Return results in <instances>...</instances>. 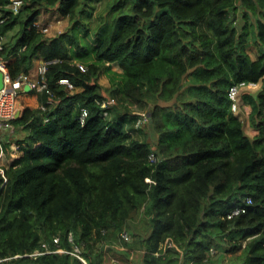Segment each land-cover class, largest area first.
Returning <instances> with one entry per match:
<instances>
[{
	"label": "trees",
	"instance_id": "1",
	"mask_svg": "<svg viewBox=\"0 0 264 264\" xmlns=\"http://www.w3.org/2000/svg\"><path fill=\"white\" fill-rule=\"evenodd\" d=\"M8 1L0 0L1 32L18 28L0 50V59L14 58L9 75L27 73L36 54L57 60L45 73L50 94L12 119L27 135L0 172V258L54 251L0 264H83L55 251L74 243L88 264H134L135 250L140 264H223L234 252L225 264H264V0H131L93 32L83 18L88 0H23L16 14ZM46 11L68 25L43 34L32 23ZM251 32L262 49L256 59L245 49ZM113 64L119 80L106 89L98 78ZM240 81L260 84L239 99L252 107L255 134L230 109L229 87ZM107 93L121 111L101 105ZM104 110L130 121L150 113L135 128L147 134L133 135ZM236 207L244 210L229 217ZM109 242L114 256L95 250Z\"/></svg>",
	"mask_w": 264,
	"mask_h": 264
},
{
	"label": "built area",
	"instance_id": "2",
	"mask_svg": "<svg viewBox=\"0 0 264 264\" xmlns=\"http://www.w3.org/2000/svg\"><path fill=\"white\" fill-rule=\"evenodd\" d=\"M23 5V0H9L7 3V7L14 13H19ZM5 21V16L0 11V50L3 49L5 39L4 34L1 32L2 24ZM32 25L36 26L43 34L50 35L51 34V22L47 21L44 24H39L37 20L33 21ZM57 59H51V60H44L41 64L37 67V77H32L28 72L27 73H20L16 77H11L9 75L8 69L6 67V60L0 59V71L3 73V87L0 89V156L4 155L3 150V142L7 141V134H10L13 131V125H12V119L17 117V102L18 98L21 92L26 91L25 87H28L29 90L35 91L37 93L45 92L47 94H50V90L48 88V84L45 78V73L48 69V65L52 62H55ZM79 68L82 71L86 70V66L84 64L78 63ZM58 83L65 85L70 92H74L76 90V86L67 78V77H60L58 80ZM257 83H251V82H245L240 81L237 83L232 84L229 87L228 90V96L230 99V109L233 112H238L240 109V92L242 89L245 88H252L256 86ZM48 103H52L51 98L47 100ZM115 103L114 98H109L106 100H103L101 102L102 106H107L108 104ZM44 108V106H42ZM88 114L87 109L83 108L78 116L80 124H84L85 118ZM138 117L134 121V128H138L141 123L147 119L148 115L147 112H138ZM102 115L104 117H110V113L108 110H104L102 112ZM15 148H17L19 145L16 143ZM148 159L150 162H155L158 160V157L156 154L151 151L148 155ZM0 172L3 175V167L0 165ZM246 201L250 203V199L247 198ZM244 209L242 207H236L234 208L231 213L229 214V217L235 214H238L239 212L243 211ZM120 236L124 240L129 238V233L127 230L123 229L120 231ZM59 237H55V241H58ZM69 240L74 243L73 235L69 234ZM45 244H43V247L45 248ZM54 250H48L45 248V250H34L32 252H26V253H18L11 256L0 258V262L2 261H9L11 259H19V258H36L37 256L44 254V253H50ZM55 251L59 252H67L71 255L77 257L81 260L83 264H88L84 257L81 254V248L78 244H73L72 250H67L64 248H59ZM213 252V251H212Z\"/></svg>",
	"mask_w": 264,
	"mask_h": 264
},
{
	"label": "crops",
	"instance_id": "3",
	"mask_svg": "<svg viewBox=\"0 0 264 264\" xmlns=\"http://www.w3.org/2000/svg\"><path fill=\"white\" fill-rule=\"evenodd\" d=\"M236 14H237L238 23L240 25L241 12L239 9L237 10ZM63 18H66V17L61 16L57 12L46 11V12H43L38 17V19H36V20L39 22L40 25L46 23L47 21L51 22V34L49 36H52V35H55L56 33H58L60 31L59 27L61 24H59V23L60 22L62 23ZM17 32H18V28H14V29L8 31L7 33H5L4 34L5 42L11 41L15 37ZM245 49H246L247 53L249 54L250 58H252V59H256L262 51L260 46H258L254 41L253 32H251L249 34V36L246 40ZM13 60H14V58H10V59H7L5 62L7 64L9 62H12ZM43 61H44V58L40 54H36L33 56L31 64L28 67V73L32 77H34V78L37 77V67ZM111 68H112L113 72H111L109 74H103L98 78V82L106 89H109L112 85L109 81V79L111 78L110 75L111 74H117L119 76V73L121 72V70L119 68H117L114 64L112 65ZM259 89H260V84H259L257 90H259ZM79 90H81V87H76L75 91H79ZM39 95H40V93H37V92L32 91V90H26L24 92H21L19 95V98H18V102H17V114H18L17 117H19L26 108L33 109V108L38 107L40 104ZM117 98H119V97L117 96ZM241 107L244 108L246 115H248L250 112V109H252L250 104H247L243 101H242ZM121 115H122L121 112H115V114L113 116V120H118L120 118L123 119L122 118L123 115L122 116ZM125 118L126 119H123V122L127 128L130 124V123H128L127 120H129L130 118H129V116H127ZM132 122H133V120H132ZM24 130L25 129L20 127V126H14L13 125V131L10 134H7L8 140L3 142V144L6 142H9L10 144H9V147L7 148V150H5L4 146H3L4 155L0 156V165L3 168L6 167L17 156V152H16L17 150H16L14 145L18 142L19 139H22L27 135V134H25Z\"/></svg>",
	"mask_w": 264,
	"mask_h": 264
},
{
	"label": "rangeland",
	"instance_id": "4",
	"mask_svg": "<svg viewBox=\"0 0 264 264\" xmlns=\"http://www.w3.org/2000/svg\"><path fill=\"white\" fill-rule=\"evenodd\" d=\"M116 2L119 3L118 6H115ZM130 2H131V0H91V1L88 0L87 5H86L87 10L83 14L85 25L87 26V28H89L90 32H93L102 22L108 20V18L111 16V14L116 9H118L120 6L127 8V4ZM59 24H61L59 27L60 30L64 29L68 25V19L63 18L62 23L60 22ZM110 76H111V78L109 79V81L111 84L117 82L119 79V76L117 74H111ZM258 86H259V84L257 86H254V87L248 88V89L253 90L256 87L258 88ZM107 95H109V94L107 93ZM109 96H110V98H112L111 95H109ZM114 99H115V103L117 104V110L121 111L122 110L121 109V106H122L121 102L116 100V98H114ZM250 111H251V109H250ZM115 112H118V111L110 112L112 119H113ZM239 115L244 121L245 130L249 134H255L258 132L257 129H254L252 126H250L249 117H248V115H246L244 108L240 107ZM127 121H128V123L134 125L135 120H133V122H132V119H131V121L130 120H127ZM128 128H130L131 133L135 136H142V135L147 134L146 128L144 129V131L137 130L134 128V126H133V128H132V126H130V127L128 126ZM24 132H25V134H27L26 130H24ZM134 223L136 224V227L138 229H143V227L145 225L142 216H138V215L134 218ZM119 236H120V232H119ZM115 249H116V247L111 242L95 244V250L101 251L100 253L103 256L104 255L114 256L113 251H115ZM234 253H237V252H234ZM234 253H225L224 259H223V264L227 263L228 260L233 259ZM216 256H218V254H216ZM216 256H215V258H216ZM139 257H140V251L135 250V252L132 254L134 264H140Z\"/></svg>",
	"mask_w": 264,
	"mask_h": 264
},
{
	"label": "water",
	"instance_id": "5",
	"mask_svg": "<svg viewBox=\"0 0 264 264\" xmlns=\"http://www.w3.org/2000/svg\"><path fill=\"white\" fill-rule=\"evenodd\" d=\"M3 87V73L0 71V89ZM26 90H29L28 87H25ZM260 90V89H259ZM254 92V96L258 93V91ZM148 117L150 116V113H147ZM16 264H39L38 262L32 261V260H26V261H20Z\"/></svg>",
	"mask_w": 264,
	"mask_h": 264
}]
</instances>
